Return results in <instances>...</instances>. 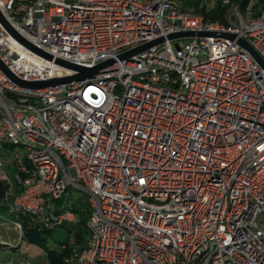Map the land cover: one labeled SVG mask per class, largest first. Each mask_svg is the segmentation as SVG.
Here are the masks:
<instances>
[{
  "label": "built area",
  "instance_id": "2783aa9c",
  "mask_svg": "<svg viewBox=\"0 0 264 264\" xmlns=\"http://www.w3.org/2000/svg\"><path fill=\"white\" fill-rule=\"evenodd\" d=\"M225 24L176 0H0V62L18 80L90 79L28 91L0 71V206L45 228L74 225L67 189L87 195L83 247L64 264H264V11L231 0ZM180 32L234 39L166 36ZM162 38L132 56H118ZM7 221L0 216V226ZM21 239V224L11 222Z\"/></svg>",
  "mask_w": 264,
  "mask_h": 264
},
{
  "label": "trees",
  "instance_id": "16d2710c",
  "mask_svg": "<svg viewBox=\"0 0 264 264\" xmlns=\"http://www.w3.org/2000/svg\"><path fill=\"white\" fill-rule=\"evenodd\" d=\"M210 1L212 0H176L182 9H193L195 13L201 15L207 21L225 24V15L229 6L220 4L219 0H213V5L211 7L206 6ZM248 1L249 0H231V4L237 6V9L244 13ZM257 2L259 3L253 7L251 16L259 15L264 11V0H258ZM257 10H259V12H257ZM3 189L4 187L0 183V195ZM84 195L85 203L81 206L79 204L68 206L67 203L63 204L61 202H55L54 204L53 214L59 213L62 209L61 207H64L63 209H67L75 215L77 223L74 225L61 224L48 229L39 224V222H30L27 216L21 214L13 216L15 221L21 224L22 237L18 239V241H24L27 245L44 249L45 264H64V260L72 254V251H79L84 244L86 236L85 222L89 214L87 195L85 193ZM0 209L4 211L1 206ZM67 225L69 226L68 228L66 227ZM56 228L64 229L66 235L71 233L73 235V241L68 243L65 240L59 243L57 248L46 249L45 243L52 237L53 231ZM1 245L2 244H0V246Z\"/></svg>",
  "mask_w": 264,
  "mask_h": 264
},
{
  "label": "rangeland",
  "instance_id": "374dc122",
  "mask_svg": "<svg viewBox=\"0 0 264 264\" xmlns=\"http://www.w3.org/2000/svg\"><path fill=\"white\" fill-rule=\"evenodd\" d=\"M257 1L258 0H249L245 8V12H252L253 7L259 3ZM212 5L213 0L206 6L211 7ZM259 10H257V12H259ZM14 154H16L19 158H23L26 151L20 146H14L10 149L9 154H0L1 167L11 181L14 173ZM65 202L68 206L78 204L81 206L85 203V195L79 190L68 188L67 199ZM0 216L5 218L7 221L5 227L0 226V244L5 245L0 246V264H45V250L27 245L24 241H18V232L11 226V222L15 220L14 217L2 210H0ZM66 227L68 228L69 226L67 225ZM65 240L68 243H71L73 241V235L71 233L66 235V231L64 229L56 228L53 231L52 237L45 243V248H57L59 243L64 242Z\"/></svg>",
  "mask_w": 264,
  "mask_h": 264
},
{
  "label": "water",
  "instance_id": "95a60500",
  "mask_svg": "<svg viewBox=\"0 0 264 264\" xmlns=\"http://www.w3.org/2000/svg\"><path fill=\"white\" fill-rule=\"evenodd\" d=\"M0 25L1 27L18 43H20L23 47L28 49L29 51L33 52L34 54L46 59V60H51V57L48 54L43 53L42 51L36 49L33 47L31 44L26 42L23 38H21L3 19V17L0 14ZM206 37V36H212L215 38H227L229 40H233L234 36L233 35H228V34H214V33H209V32H197V33H192V32H180V33H173L169 34L166 36L167 40H175L180 37ZM163 41L162 38L155 39L151 42H148L146 44H143L139 47H136L124 54H121L118 56L119 60H129L132 56L144 51L145 49L156 45L158 43H161ZM238 47L246 52L252 61L257 65L258 68L262 69L264 71V62L261 60V58L251 49V47L242 39H238L236 41ZM55 64L58 66L73 72V75L70 76H65V77H60V78H53L49 79L47 81H37V82H25L18 80L15 78L7 69L6 67L0 62V71L1 73L8 79V81L21 89L28 90V91H33V90H40V89H45V88H50V87H55L58 85L62 84H68L71 82H79L84 79H90L94 75L98 73L99 70L110 66L113 64V60H107L104 61L92 68H85L81 66H77L59 59H56L54 61Z\"/></svg>",
  "mask_w": 264,
  "mask_h": 264
},
{
  "label": "crops",
  "instance_id": "0c3cea01",
  "mask_svg": "<svg viewBox=\"0 0 264 264\" xmlns=\"http://www.w3.org/2000/svg\"><path fill=\"white\" fill-rule=\"evenodd\" d=\"M1 210V209H0Z\"/></svg>",
  "mask_w": 264,
  "mask_h": 264
}]
</instances>
